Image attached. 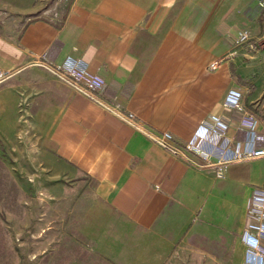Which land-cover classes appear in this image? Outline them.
I'll return each instance as SVG.
<instances>
[{"label":"crops","instance_id":"0c3cea01","mask_svg":"<svg viewBox=\"0 0 264 264\" xmlns=\"http://www.w3.org/2000/svg\"><path fill=\"white\" fill-rule=\"evenodd\" d=\"M57 1L0 0V183L46 153L75 171L65 224L79 220L75 243L96 264H244L264 157H179L126 117L187 144L216 116L233 152L264 150V0H72L61 21L39 16ZM221 28L249 42L235 45ZM66 60L84 63L101 92L54 74ZM233 88L241 110L223 105ZM246 115L258 121L254 135L239 127Z\"/></svg>","mask_w":264,"mask_h":264},{"label":"rangeland","instance_id":"374dc122","mask_svg":"<svg viewBox=\"0 0 264 264\" xmlns=\"http://www.w3.org/2000/svg\"><path fill=\"white\" fill-rule=\"evenodd\" d=\"M71 1L58 0L57 5L45 8L49 12L39 16L61 21ZM261 7L264 13V2ZM1 17L5 18L2 22L12 18L9 15ZM42 156L38 168L25 159L15 182L0 183V264L100 262L77 244H80V234L76 230L79 220L72 221L71 231L65 224L69 215L64 214V203L79 190L71 187V178L77 173L47 153ZM32 171L38 176L32 177ZM83 180L94 186L87 178Z\"/></svg>","mask_w":264,"mask_h":264},{"label":"built area","instance_id":"2783aa9c","mask_svg":"<svg viewBox=\"0 0 264 264\" xmlns=\"http://www.w3.org/2000/svg\"><path fill=\"white\" fill-rule=\"evenodd\" d=\"M224 35L230 36L235 45H243L249 42V36L246 32H239L231 35L227 29L221 28ZM253 48L252 45H250ZM216 64L211 65L210 69L215 70ZM54 74L61 78L69 86L76 90L87 93L91 96L98 94L103 89V82L100 78L88 72L87 67L82 62L66 60L60 65L52 68ZM6 74L0 70V83L5 79ZM243 98V91L239 89H230L224 100V107L228 109H240ZM127 120L136 127L156 145L166 151L185 158L188 154H193L204 164H211L215 157L219 165L244 159H259L264 157V150L255 149L245 151L243 154L235 153L231 150L230 141L226 138L228 124L219 117L210 116L201 124L203 135L197 133L193 136L191 142L187 144H178L169 132H156L150 128L139 127L132 114L127 115ZM258 121L250 115H246L239 123V127L246 130L248 134L254 135ZM258 140L259 138L256 137ZM212 142L214 146L211 150L204 148V143ZM215 148V150H214ZM215 151V152H214ZM215 156V157H214ZM249 224L244 234V244L246 246L244 264H264V190L255 189L248 202L247 214Z\"/></svg>","mask_w":264,"mask_h":264}]
</instances>
